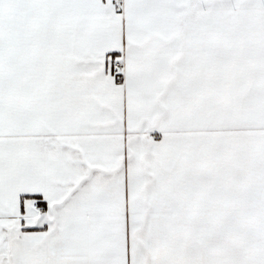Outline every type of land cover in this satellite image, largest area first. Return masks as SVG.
<instances>
[{"label": "snow or ice", "instance_id": "obj_1", "mask_svg": "<svg viewBox=\"0 0 264 264\" xmlns=\"http://www.w3.org/2000/svg\"><path fill=\"white\" fill-rule=\"evenodd\" d=\"M0 264H264V0H0Z\"/></svg>", "mask_w": 264, "mask_h": 264}]
</instances>
